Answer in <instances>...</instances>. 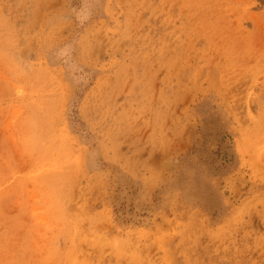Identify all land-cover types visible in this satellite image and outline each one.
Listing matches in <instances>:
<instances>
[{
  "label": "rangeland",
  "instance_id": "374dc122",
  "mask_svg": "<svg viewBox=\"0 0 264 264\" xmlns=\"http://www.w3.org/2000/svg\"><path fill=\"white\" fill-rule=\"evenodd\" d=\"M0 264H264V0H0Z\"/></svg>",
  "mask_w": 264,
  "mask_h": 264
}]
</instances>
